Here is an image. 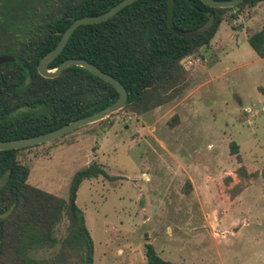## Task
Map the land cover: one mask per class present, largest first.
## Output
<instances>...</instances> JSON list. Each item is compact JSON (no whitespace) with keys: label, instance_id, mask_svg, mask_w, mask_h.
<instances>
[{"label":"rangeland","instance_id":"rangeland-1","mask_svg":"<svg viewBox=\"0 0 264 264\" xmlns=\"http://www.w3.org/2000/svg\"><path fill=\"white\" fill-rule=\"evenodd\" d=\"M222 16L210 45L184 61L174 99L18 152L28 183L66 203L57 246L34 256L59 250L73 177L94 165L106 175L74 198L93 264H147V243L172 264H264V58L247 43L264 28V2Z\"/></svg>","mask_w":264,"mask_h":264},{"label":"trees","instance_id":"trees-1","mask_svg":"<svg viewBox=\"0 0 264 264\" xmlns=\"http://www.w3.org/2000/svg\"><path fill=\"white\" fill-rule=\"evenodd\" d=\"M120 1L0 3V51L8 50L16 59L0 65V141L51 132L116 101L113 87L82 68L69 67L58 77L46 79L38 74L37 65L73 20L100 15ZM262 2L243 0L233 8L214 9L200 0H138L102 23L79 26L48 68L73 58L95 65L127 92L120 111L140 115L182 91L187 78L184 61L210 45L224 13ZM209 14L214 21L205 33L193 38L177 34L201 27ZM247 43L264 58V28L250 35ZM24 149L0 151V264H93L92 239L80 211L71 212L70 204V225L57 253L50 259L34 256L57 246L53 231L66 203L28 183L29 169L17 158ZM99 175L106 174L94 165L75 173L69 202L82 181ZM261 177L264 180V171ZM145 258L147 264H172L162 260L149 243L145 244Z\"/></svg>","mask_w":264,"mask_h":264},{"label":"water","instance_id":"water-1","mask_svg":"<svg viewBox=\"0 0 264 264\" xmlns=\"http://www.w3.org/2000/svg\"><path fill=\"white\" fill-rule=\"evenodd\" d=\"M136 1L138 0H122L116 5H114L112 8H110L108 11L100 15L82 17L73 20L71 25L61 35L60 40L56 44L55 48L50 52H48L42 59H40L37 65L38 74L46 79H53L58 77L63 72V70L69 67L82 68L87 72H89L91 75L97 77L98 79L102 80L103 82L113 87L118 94L116 101L110 104L109 106L105 107L104 109H101L89 116L76 119L51 132L39 134L32 137L16 139V140L0 141V151L19 150L35 145L50 143L52 141H55L61 137L70 134L71 132L79 128L105 120L111 115L123 109L127 100V92L125 91L124 87L118 80H116L114 77L110 76L109 74L102 72L95 65L83 59L73 58V59L64 60L55 69L52 70L49 69L48 66L62 52L70 36L79 26L102 23L108 20L109 18L113 17L115 14H117L126 6H129ZM200 1L209 8H214V9L233 8L243 2V0H228V1L200 0ZM213 21H214V15L209 14V18L207 22L201 27L193 31H177V34L185 38L196 37L198 35L205 33L212 26ZM15 60L16 59L13 56H9V55L0 56V65L14 62ZM27 83H28V79L26 80L25 84ZM71 209L72 211L74 210V198L72 199Z\"/></svg>","mask_w":264,"mask_h":264},{"label":"built area","instance_id":"built-area-1","mask_svg":"<svg viewBox=\"0 0 264 264\" xmlns=\"http://www.w3.org/2000/svg\"><path fill=\"white\" fill-rule=\"evenodd\" d=\"M187 63H189V64H190V63H192V62H190V61H188V60H187Z\"/></svg>","mask_w":264,"mask_h":264}]
</instances>
